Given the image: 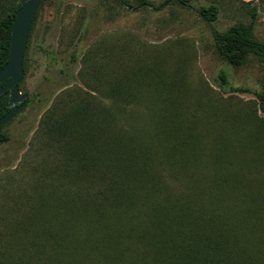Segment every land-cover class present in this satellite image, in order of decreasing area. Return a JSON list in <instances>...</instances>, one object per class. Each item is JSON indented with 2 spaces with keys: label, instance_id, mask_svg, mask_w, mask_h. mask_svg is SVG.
<instances>
[{
  "label": "rangeland",
  "instance_id": "obj_1",
  "mask_svg": "<svg viewBox=\"0 0 264 264\" xmlns=\"http://www.w3.org/2000/svg\"><path fill=\"white\" fill-rule=\"evenodd\" d=\"M163 1L137 7L131 0L128 8L117 0H46L41 5L20 83L29 105L6 125L10 140L0 146V264L152 263L137 254L139 242L117 239L120 229L137 221L134 212L119 222L116 212H107V220L91 226V233L73 226L67 240L64 231L54 230L56 196L51 192L64 191L65 185L72 192L82 185L87 192L88 183L85 177L64 175V168L56 171L63 155L41 121L50 109L61 115L87 100L91 111L87 108L85 115L94 123L101 118L96 106L111 114L110 130L94 136L97 145L116 146L114 164L124 155L138 165L146 185L138 188L144 209L161 201L173 204L175 212L182 206L190 215L187 229L214 230L221 219L233 225L244 245L264 248L248 233L256 224L264 228V198H259L258 214L250 213L246 221L240 187L243 165L250 191L260 194L264 180V131H258L264 130V112L256 95L264 88V64L254 57L229 63L213 38V27L225 31L249 17L237 1L225 0L211 25L199 14L207 0L159 7ZM9 2L0 0V12ZM255 34L264 40L263 8ZM131 72L135 102L117 103L109 90ZM43 200L46 205L38 207ZM60 211L57 224L65 226L73 211L69 204ZM76 213L88 219L90 211ZM119 242L134 249L118 257ZM257 259L264 264V251Z\"/></svg>",
  "mask_w": 264,
  "mask_h": 264
},
{
  "label": "trees",
  "instance_id": "obj_2",
  "mask_svg": "<svg viewBox=\"0 0 264 264\" xmlns=\"http://www.w3.org/2000/svg\"><path fill=\"white\" fill-rule=\"evenodd\" d=\"M9 1L10 5L8 8L0 12V69L9 60L12 27L22 0ZM45 1L42 0V3ZM117 1L128 8L131 0ZM193 1L164 0L159 7L170 4L190 6ZM207 1L206 4L200 7L199 14L207 23L212 25V22L216 21L222 12L225 0ZM235 1L239 3L240 9L244 10V13L249 17V22H237L225 31H220L213 27L214 42L229 63L241 64L250 57H254L264 64V40L259 39L255 34L257 19L261 9H264V6L261 5L264 0ZM136 2L137 7L151 6V0H136ZM38 12L39 9L37 14ZM37 14L31 30L35 26ZM134 76V73L131 72V75L116 80V84L109 90L110 96L114 97L117 103L130 104L135 102V92L131 87ZM222 78L224 79V85L227 83L225 72L222 74ZM234 89L250 92L247 88L242 87H234ZM256 95L259 99L260 110L264 112V88L256 92ZM8 102V95H5L0 100V117L9 111ZM28 105L29 99L26 100V104L22 109ZM90 105V100H87L85 104L81 102L79 106L61 115H57L56 112L54 113L50 109L51 111L45 112L41 121L45 134L56 141L58 151L63 155L59 159L56 171L64 168V175L73 173L76 177H85V181L88 183L87 192L85 191L86 188L84 189L81 184V187L75 190L76 192H72L66 185L63 186L65 187L64 191L57 189L51 192V194L56 196L53 200L55 210L52 216L54 230L58 232L64 231L65 240H67L71 236L69 232L71 228H74L73 226L84 228L86 232L91 233L93 228L91 226L101 223L103 225V222L107 220V217H105L107 212H116V222L125 217L131 218L128 213L134 212L137 221L133 222L129 227L120 229L116 236L117 239L122 238L123 240L124 237H127L135 240V243L139 242L142 248H137V254L143 255L142 257L147 262H152L150 264H257L259 262L257 259L258 253L264 251V248L255 250L247 242L244 245V240H239L238 233L233 228V225H229L221 219L215 220L216 226L214 230L192 227L193 230H190L191 228H186L190 221V215L182 209V206H180L179 212H175L173 210L176 208L172 210L170 208L174 206L173 204L168 205L161 201L156 202L157 204L155 205L153 204L150 210L148 208L144 209L141 206L144 200L142 201L138 188L146 185L140 179L139 175L142 173L138 165L132 164L131 157L124 155L117 158L116 164H114L111 155L115 153L113 149L116 146L97 145L94 136L100 130L104 133L110 130L111 114L106 109L103 112L96 106L95 111L98 110L101 118H96L94 123L93 118L90 119L85 115L87 108L91 111ZM8 123L0 127V146L10 140V134L6 129ZM258 131L264 130L258 129ZM233 153L238 154L235 151ZM241 176L240 187L246 201L245 218L248 221L250 213L255 212V214H258L259 212V198H264V180H262L261 192L257 195L254 189L250 191L247 188L245 182L247 172L244 165L241 168ZM36 180L42 181L40 178ZM44 181H48V179ZM38 187L41 188V186ZM41 189L44 190L43 188ZM226 189H234V187L226 186ZM42 203L46 205V200L39 202L38 207ZM68 204L73 211L72 220H69V223L65 226L57 224L60 210ZM36 208L37 206H35L34 210ZM80 209L90 211L88 219L82 218L81 214L76 213ZM124 214L126 215L120 218ZM248 233L253 240H258L259 245L264 244V228L256 224L249 229ZM132 249H134L133 245L127 244V246H123L119 242L116 255L121 257L126 252L132 251ZM150 254L156 257L152 258ZM148 255L150 259H146ZM130 260V264H136Z\"/></svg>",
  "mask_w": 264,
  "mask_h": 264
},
{
  "label": "water",
  "instance_id": "obj_3",
  "mask_svg": "<svg viewBox=\"0 0 264 264\" xmlns=\"http://www.w3.org/2000/svg\"><path fill=\"white\" fill-rule=\"evenodd\" d=\"M42 0H22L11 32L10 54L0 69V100L9 96V111L0 117V127L13 119L26 104L28 93L20 83L25 75L24 59L31 28Z\"/></svg>",
  "mask_w": 264,
  "mask_h": 264
},
{
  "label": "flooded vegetation",
  "instance_id": "obj_4",
  "mask_svg": "<svg viewBox=\"0 0 264 264\" xmlns=\"http://www.w3.org/2000/svg\"><path fill=\"white\" fill-rule=\"evenodd\" d=\"M42 4H43V3L41 2L40 7H41ZM40 7H39V9H40Z\"/></svg>",
  "mask_w": 264,
  "mask_h": 264
}]
</instances>
